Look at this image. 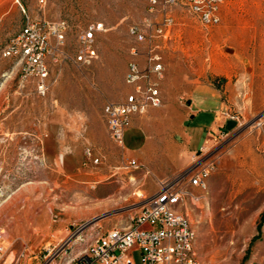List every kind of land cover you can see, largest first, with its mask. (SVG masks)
I'll list each match as a JSON object with an SVG mask.
<instances>
[{
  "label": "rangeland",
  "instance_id": "rangeland-1",
  "mask_svg": "<svg viewBox=\"0 0 264 264\" xmlns=\"http://www.w3.org/2000/svg\"><path fill=\"white\" fill-rule=\"evenodd\" d=\"M148 8V0H0V264H46V248L78 230L87 245L129 224L163 183L187 185L203 168L208 187L195 188L200 199L184 208L201 261L264 264V0H225L211 26L184 5L174 9L163 77L151 76L162 104L132 116L123 148L106 132L104 106L134 91L126 81L131 49L145 45L129 27L144 28ZM42 21L65 22L71 54L83 30L102 24L98 58L53 66L45 94L3 55L22 27ZM138 60L145 69V56ZM213 92L227 121L197 150L180 134L187 101Z\"/></svg>",
  "mask_w": 264,
  "mask_h": 264
},
{
  "label": "built area",
  "instance_id": "built-area-1",
  "mask_svg": "<svg viewBox=\"0 0 264 264\" xmlns=\"http://www.w3.org/2000/svg\"><path fill=\"white\" fill-rule=\"evenodd\" d=\"M149 17L145 27L131 25L129 34L137 43L145 45L131 49L127 83L134 86L123 102H108L104 117L111 139L125 148L126 130L135 113H144L150 107L162 104L158 82L151 76L163 77L165 65L163 50L165 39L175 23L173 11L184 5L204 25H216L221 20L225 0H148ZM44 3L45 0H40ZM102 24H90L79 35V48L71 54L66 50L65 22L50 24L47 21L29 22L3 49L5 57H14L21 64L24 78L33 79L37 89L45 94L50 87L49 77L53 66L72 61L82 66L91 65L97 58L96 32ZM145 56L147 67L141 68L138 57ZM88 155L92 151L88 149ZM127 166H136L131 160ZM209 171L203 168L195 173L187 185L163 183L151 202L132 217L124 227H114L84 245L82 230L58 245L46 248V264H203L197 252V231L189 217L187 200L198 201L195 188L206 190ZM6 230L0 229V261L7 252Z\"/></svg>",
  "mask_w": 264,
  "mask_h": 264
},
{
  "label": "crops",
  "instance_id": "crops-1",
  "mask_svg": "<svg viewBox=\"0 0 264 264\" xmlns=\"http://www.w3.org/2000/svg\"><path fill=\"white\" fill-rule=\"evenodd\" d=\"M190 121L187 130L182 129L180 134L191 147L200 150L211 141V136L219 133L227 119L221 115V95L213 92L208 95L188 100ZM106 132L108 129L106 128Z\"/></svg>",
  "mask_w": 264,
  "mask_h": 264
},
{
  "label": "water",
  "instance_id": "water-1",
  "mask_svg": "<svg viewBox=\"0 0 264 264\" xmlns=\"http://www.w3.org/2000/svg\"><path fill=\"white\" fill-rule=\"evenodd\" d=\"M263 115V114H262ZM261 117V116H260Z\"/></svg>",
  "mask_w": 264,
  "mask_h": 264
}]
</instances>
